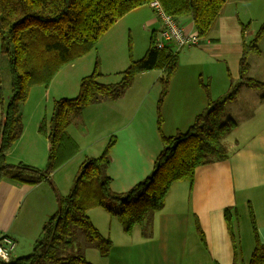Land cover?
Here are the masks:
<instances>
[{"label":"crops","instance_id":"crops-1","mask_svg":"<svg viewBox=\"0 0 264 264\" xmlns=\"http://www.w3.org/2000/svg\"><path fill=\"white\" fill-rule=\"evenodd\" d=\"M258 1L263 5L264 0H227L206 35L178 51V68L161 107L165 135L185 131L204 110L207 98L199 80L208 85L210 96L217 98L229 90L230 78H238L241 26L246 22L250 25L251 5ZM142 6L149 8L147 16L135 12L139 7L130 10L100 37L94 48L62 66L47 86L31 87L20 106L22 131L7 153V163L43 168L50 145L38 125L42 116L50 113L53 99L75 96L80 78L92 71L95 61L101 73L99 81L116 82L117 73L129 63V41L134 58L144 54L150 31H158L161 23L152 7ZM177 21L187 33L196 34L189 16ZM160 74L159 70L138 73L118 99H102L73 116L67 132L79 145V151L52 171L48 179L36 184L0 181V235L16 240L10 260L32 251L43 223L58 209L56 194H67L80 162L85 156L99 155L111 134L116 136L107 167L112 190L126 191L151 172L161 149L156 128ZM0 82L3 85L1 75ZM4 85L9 87L8 99L10 83ZM257 90L243 86L237 97L245 93L253 96ZM260 97L252 104L253 109L260 106L258 114L252 110L248 116H231L237 126L222 139L229 142L227 159L197 166L190 191L186 180L171 184L164 205L153 215L150 236L142 235L141 225L126 233L104 208H89L92 223L112 240V247L106 256H101L94 247L87 246V260L93 264H245L249 257L244 258L236 232L241 205H246L247 212L251 206L256 231L264 243V100ZM226 207L234 208L237 215L231 232L224 215ZM196 222L203 240L196 231ZM232 232L238 244L236 259Z\"/></svg>","mask_w":264,"mask_h":264},{"label":"trees","instance_id":"trees-1","mask_svg":"<svg viewBox=\"0 0 264 264\" xmlns=\"http://www.w3.org/2000/svg\"><path fill=\"white\" fill-rule=\"evenodd\" d=\"M151 0H0V54L6 59L10 74V95L4 99L0 82V181L36 184L79 151V145L68 134L73 116L102 99L116 100L131 86L141 72L159 70L160 93L156 102V128L161 149L151 172L123 192L111 189L107 174L110 149L116 142L111 134L97 156H85L80 162L67 194H56L58 209L43 223L32 251L0 264H93L87 260L85 248L94 247L106 256L112 240L92 223L87 210L102 207L117 218L126 233L136 225L143 226L142 235L150 236L155 211L165 201L171 184L178 180L192 188L195 168L202 164L225 160L229 153L223 138L237 126L235 119H224L226 104L237 98L243 86L264 90V82L248 76L249 56L260 54L259 42L264 37V20L254 36L246 41L249 23L241 26L242 49L237 80L230 78L227 93L212 98L209 87L199 80L207 103L185 131L165 135L162 132L161 107L170 80L178 68V51L171 45L158 46V31L149 33L144 54L134 58L128 42V65L117 74L116 82H100L101 73L95 61L89 74L79 80L73 97L55 98L51 111L44 114L38 131L48 139L50 148L43 168L23 163L9 164L7 153L22 131L20 106L34 85L47 86L65 64L83 56L96 46L100 37L130 10L148 5ZM166 13L176 19L189 16L198 36H205L227 0H158ZM264 100V96L260 97ZM224 215L230 228L237 217L234 208L226 207ZM248 216L253 233V249L245 264H264V243L259 239L251 206ZM201 240L203 233L196 222ZM82 235L83 242L78 241ZM234 239L237 258V240Z\"/></svg>","mask_w":264,"mask_h":264},{"label":"rangeland","instance_id":"rangeland-1","mask_svg":"<svg viewBox=\"0 0 264 264\" xmlns=\"http://www.w3.org/2000/svg\"><path fill=\"white\" fill-rule=\"evenodd\" d=\"M239 6H240L239 9L242 12L245 11V8L243 7V5H239ZM251 6L252 8L250 9V11L252 13L250 16L252 18V21H250V25L247 28L246 33H245L247 41L250 40L254 36L258 27L264 20L263 19L264 18L263 17L264 16V2H263V5H261V1H258V3L252 4ZM135 12H137L141 17H144L149 14V8L147 6H140L137 10H135ZM259 47L261 50L260 54H251L248 58L249 63H250V70L248 71V76L254 77L264 82V37L260 40ZM0 75L3 80V85L1 86L4 92V99L7 100V94L9 93V87L4 85V82H7V84L10 83V74H9V70L7 67V61L1 54H0ZM118 78H119V75H118ZM255 93L257 94L255 95L253 94V96L245 93L237 97V99L234 100L233 102H228L224 110V117L237 116L241 113L245 116H248L253 113L252 110H256L254 111L256 112L254 113V115L258 114L259 112L257 113V111L258 109H260V106L257 104L255 105L257 108L255 109L254 107L253 109L252 104L257 102L261 94H264V90H257ZM250 111L251 113H249ZM230 137L228 139H230ZM228 144L229 142L225 141V145L227 146ZM236 232H237V239L242 246L244 258L247 259L249 255L251 254L250 252H252L254 243H253V234H252V229H251L246 205H241L239 207V224L237 226ZM78 241L79 242L84 241L82 235L78 237ZM93 249L94 251L97 252L95 248Z\"/></svg>","mask_w":264,"mask_h":264},{"label":"built area","instance_id":"built-area-1","mask_svg":"<svg viewBox=\"0 0 264 264\" xmlns=\"http://www.w3.org/2000/svg\"><path fill=\"white\" fill-rule=\"evenodd\" d=\"M149 6L153 8L156 17L161 23L158 30L159 47L169 44L174 51H179L197 41L198 35L187 33L173 15L165 12L158 0H151ZM15 247L16 240L13 237L7 234L0 235V260H10L11 253Z\"/></svg>","mask_w":264,"mask_h":264}]
</instances>
